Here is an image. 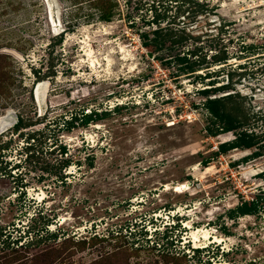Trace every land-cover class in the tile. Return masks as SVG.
I'll use <instances>...</instances> for the list:
<instances>
[{
  "label": "rangeland",
  "instance_id": "rangeland-1",
  "mask_svg": "<svg viewBox=\"0 0 264 264\" xmlns=\"http://www.w3.org/2000/svg\"><path fill=\"white\" fill-rule=\"evenodd\" d=\"M92 1L0 0V264H264V0Z\"/></svg>",
  "mask_w": 264,
  "mask_h": 264
},
{
  "label": "trees",
  "instance_id": "trees-1",
  "mask_svg": "<svg viewBox=\"0 0 264 264\" xmlns=\"http://www.w3.org/2000/svg\"><path fill=\"white\" fill-rule=\"evenodd\" d=\"M92 4L97 6L98 8V18L101 19L102 21H110L112 20L113 16L118 12V2L116 0H93ZM149 22V21H148ZM152 23L156 24V28L152 29V37L150 35H148V33H143L140 32L139 33V38L142 41V44L145 48H147L149 50L150 46L153 45H157V46H162V42H164L165 40H169V35L168 31L163 32V27H161L160 25V20H156L154 19V17L152 18ZM130 24H133L130 23ZM157 33H164L162 35V42H157L156 40V34ZM62 32L59 33V40H61L62 38ZM171 40V39H170ZM171 46V45H170ZM174 48V47H171ZM169 48V49H171ZM150 52V51H149ZM225 59V58H224ZM168 60V59H166ZM165 60V62H166ZM175 60L178 61V63H183L186 59L185 57H182L180 55H175ZM164 62V61H161ZM14 66V62L11 58L10 55H0V96L1 93L5 94L8 93L10 90V86L15 84V80L16 77L13 73L12 67ZM205 69L209 74V67H200V65L196 64V63H185L184 65H179L177 67V72L178 73H182L184 75H196L198 74L197 72ZM34 74L36 76H40L41 73L40 71L38 73H36L35 71H33ZM201 93L203 94H208L209 93V88H204L200 90ZM7 102H4L3 104H5ZM205 106L207 108V110L216 118L222 120V119H226V130H232L235 127V125L232 123V121L229 118V115H227L224 112V109L222 107V103L220 98H211V97H207L205 100ZM92 120V115L91 113H81V118H80V124L82 125H87L90 121ZM75 125H72V122H68V127L72 128ZM248 135L245 132H240L237 134V142L235 144H233L232 147H238V146H244L245 148H251L252 146H254L257 142L252 141L250 138H247ZM221 151L223 152L225 150V145L221 144L219 145ZM63 150H65V148H62ZM256 203L254 200H244L242 201L240 204H238L236 206L235 209H231L229 211V214H233L235 211L236 212H240L242 214H253L256 213L255 209H256ZM235 210V211H234Z\"/></svg>",
  "mask_w": 264,
  "mask_h": 264
},
{
  "label": "bare ground",
  "instance_id": "bare-ground-1",
  "mask_svg": "<svg viewBox=\"0 0 264 264\" xmlns=\"http://www.w3.org/2000/svg\"><path fill=\"white\" fill-rule=\"evenodd\" d=\"M41 85H39L40 87ZM42 87V86H41ZM41 97V93L40 90L38 89V87L36 88V98ZM38 100V99H37ZM42 111V110H41ZM6 122L3 120V118H0V134L7 129L8 126H5ZM167 187H170L167 185ZM176 211V210H174ZM159 215V214H158ZM210 232V231H209ZM209 232L200 228H197L195 230H193L192 232L189 233L191 239L194 241L195 246H197L198 241H200L199 239L201 238H207L209 237ZM187 238V237H186ZM208 239V238H207ZM210 239V237H209ZM213 239V238H212Z\"/></svg>",
  "mask_w": 264,
  "mask_h": 264
}]
</instances>
